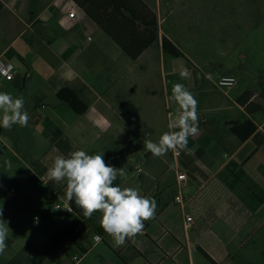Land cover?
Segmentation results:
<instances>
[{"label": "crops", "instance_id": "1", "mask_svg": "<svg viewBox=\"0 0 264 264\" xmlns=\"http://www.w3.org/2000/svg\"><path fill=\"white\" fill-rule=\"evenodd\" d=\"M0 1L4 4L0 11V59L16 70L13 80L0 73V92L23 98L30 116L26 127L14 125L9 130L1 126L0 165L12 153L27 166L31 180L36 177L39 182L34 181L47 185V200L54 193L57 200L53 205L64 203L70 223L75 213L66 197V181L50 180L48 169L57 155L87 151L103 135L102 145L111 151L117 142L114 135L121 133L115 126L121 118L126 137L120 142L131 149L125 154L127 162L114 156L104 160L126 173V178L115 183L139 189L156 202L155 217L144 221L143 232L127 238L122 246H116L104 232L96 212L89 219L90 228L79 239V247L65 238L74 246L71 259L61 257L62 239L54 258L46 253L50 245L32 247L27 264H264V147L251 155L256 148L253 136L241 142L226 123L248 118L264 134L262 116L248 113L237 101L246 90H252L256 97L261 80L230 99L241 118L198 122L197 134L188 138L191 151L180 150L176 157L169 150L172 162L166 155L159 157L165 166L158 171L151 164L155 156L143 144V140L153 139L155 131L149 128L148 134H141L128 122L133 117L128 111L136 106L147 72L159 67L168 93L172 84L178 83L179 72L163 50L162 38L169 37L160 27L158 9L144 0L157 14L159 40L134 59L73 0ZM67 87L89 105L83 114L59 98L58 93ZM2 115L0 112V119ZM75 119L82 122L73 123ZM52 125L66 137L63 151L51 140ZM36 130L46 148L38 158ZM137 167L141 168L139 174ZM179 173L187 179L180 181ZM187 214L194 218L191 228L185 225Z\"/></svg>", "mask_w": 264, "mask_h": 264}, {"label": "rangeland", "instance_id": "2", "mask_svg": "<svg viewBox=\"0 0 264 264\" xmlns=\"http://www.w3.org/2000/svg\"><path fill=\"white\" fill-rule=\"evenodd\" d=\"M147 1L158 9L164 34L186 56L171 57V60L173 68L179 72L178 83L199 102V122L241 118L242 113L230 99L242 89L254 88L257 80H264V0ZM185 68L189 76L181 78L180 72ZM222 75H234L238 78L237 84L230 89L219 88L217 83ZM135 103L136 106L128 111L133 116L128 122L137 132L148 134L151 128L155 131L152 141L157 142L164 132L170 131L169 114H175L178 105L172 99L171 90L168 93L159 67L147 72L146 85L140 87ZM71 121L82 122L81 119ZM115 126L121 133L114 135L117 142L111 151H105L102 143L106 136L103 135L99 143L86 152L104 158L114 156L127 162L125 154L131 149L124 148V143L120 142L126 137L124 120L119 118ZM38 134L36 130V158L46 153L40 143L42 135ZM58 136L59 131L52 125L51 140L63 151L66 137L60 140ZM53 155L51 151V158ZM166 157L172 162L169 151ZM151 164L157 166L158 171L165 166L159 157ZM49 191L46 184L29 178L27 166L12 153L5 156L0 165V209L3 213L0 219L7 222L9 232L0 264H27L32 247L49 246L61 227L69 223L63 202L59 203L61 209L47 205ZM59 248L62 258L71 259L74 246L67 239H63Z\"/></svg>", "mask_w": 264, "mask_h": 264}, {"label": "clouds", "instance_id": "3", "mask_svg": "<svg viewBox=\"0 0 264 264\" xmlns=\"http://www.w3.org/2000/svg\"><path fill=\"white\" fill-rule=\"evenodd\" d=\"M180 76L187 78L189 70L183 69ZM171 93L178 109L175 114H169L170 131L164 132L157 142L143 140L146 149L155 157H162L169 150L190 152L188 138L198 132V100L181 83H173ZM24 105L23 98L0 92V112L3 113L0 126L9 130L14 125L26 127L30 116ZM47 174L56 183L66 181L67 199L74 201L85 217L91 218L98 211L102 213L100 225L116 246H122L127 238L141 234L144 221L155 217V200L142 195L139 189L122 188L115 183L118 178H126V173L122 168L106 164L103 155L88 154L84 150L73 151L67 156L59 154ZM2 215L0 209V217ZM5 222L0 219V255L7 247L9 227Z\"/></svg>", "mask_w": 264, "mask_h": 264}, {"label": "trees", "instance_id": "4", "mask_svg": "<svg viewBox=\"0 0 264 264\" xmlns=\"http://www.w3.org/2000/svg\"><path fill=\"white\" fill-rule=\"evenodd\" d=\"M91 17L102 29H104L132 58L137 59L141 53L158 42L157 34V14L150 8L144 0H73ZM4 4L0 1V11ZM163 50L165 55L175 58L185 57V54L167 37L162 38ZM260 92L254 97L252 90L244 91L237 101L244 106L250 114H260L264 119V80L260 83ZM60 99L65 101L77 114H83L88 104L82 101L76 90L65 88L58 93ZM256 99V100H255ZM263 102H259L261 100ZM199 123H203L201 120ZM231 132L241 141L244 142L253 136L256 148L251 153L264 147V134L258 131V125L251 119L231 120L226 122ZM2 128L0 126V132ZM59 131V130H58ZM60 140L64 139L59 131ZM233 166V162L228 166ZM34 180H39L33 177ZM57 198L54 193L47 200V205L55 204ZM72 210L75 213L70 223L62 227L52 238L51 244L46 253L50 258H54L58 252V244L64 238L69 239L79 247V239L90 228L89 217L83 215V210L71 201ZM98 221L100 222L102 213L97 212ZM200 249V248H199ZM203 255L214 263L212 258L202 249Z\"/></svg>", "mask_w": 264, "mask_h": 264}, {"label": "built area", "instance_id": "5", "mask_svg": "<svg viewBox=\"0 0 264 264\" xmlns=\"http://www.w3.org/2000/svg\"><path fill=\"white\" fill-rule=\"evenodd\" d=\"M70 16L73 17L74 16V12H71L70 13ZM0 73H2L3 75H4V73H7V75H4L6 77V79L7 80H13L15 78L16 70L14 69V66L10 62L0 59ZM9 76H11V79L8 78ZM237 82H238V78L235 77V76H223V77H221L219 79V81L217 83V86L219 88L230 89V88L234 87L237 84ZM173 154L176 157H178L181 154V152H180V150H177V151H173ZM139 173H141V168L140 167H137L136 168V174H139ZM178 179L180 181H183V180H186L187 179V176L184 173H179L178 174ZM42 180L43 181H46L45 177H42ZM177 201L179 203H182L183 202V200H182L181 197H178L177 198ZM55 207L57 209H61L62 208L58 204ZM185 225H186V228H191L194 225V218H193L192 215L187 214L185 216ZM95 238L97 240H101V237L100 236H96Z\"/></svg>", "mask_w": 264, "mask_h": 264}]
</instances>
